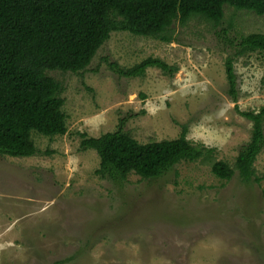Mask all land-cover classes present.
I'll return each mask as SVG.
<instances>
[{"label":"rangeland","instance_id":"1","mask_svg":"<svg viewBox=\"0 0 264 264\" xmlns=\"http://www.w3.org/2000/svg\"><path fill=\"white\" fill-rule=\"evenodd\" d=\"M171 33L164 43L113 32L82 74L49 73L64 88L68 132H32L36 156L0 155V264H264V150L254 165L260 182L211 172L216 161L234 168L251 140L253 122L239 111L264 106V58L238 54L243 36L264 34V16L225 5L218 27L197 16ZM149 57L177 72L126 78L110 66ZM122 124L142 144L178 138L186 127L194 146L213 152L156 179H102L81 134L97 138Z\"/></svg>","mask_w":264,"mask_h":264},{"label":"trees","instance_id":"2","mask_svg":"<svg viewBox=\"0 0 264 264\" xmlns=\"http://www.w3.org/2000/svg\"><path fill=\"white\" fill-rule=\"evenodd\" d=\"M225 5L264 16V0H0V155L27 158L39 153L32 132L53 138L68 132L63 85L50 72L82 74L113 32L171 43L176 22L186 25L202 17L218 27ZM239 55L259 53L264 58V34L251 33L239 42ZM110 66L120 76L138 78L150 68L173 75L160 58L149 57L132 68ZM225 71L230 93L237 99L234 59ZM238 110V107H237ZM253 122L251 140L240 150L235 167L216 161L211 172L231 180L237 170L246 182L255 177V162L264 150V106L258 111H239ZM100 137L81 134V148L100 158L95 174L102 179L126 181L130 174L156 179L181 162H196L213 152L198 148L186 137L142 144L124 131Z\"/></svg>","mask_w":264,"mask_h":264}]
</instances>
